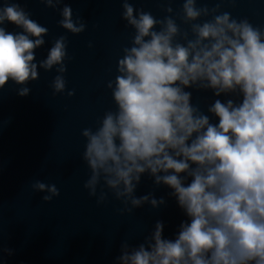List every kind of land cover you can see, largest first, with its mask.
I'll use <instances>...</instances> for the list:
<instances>
[{
  "label": "clouds",
  "instance_id": "obj_1",
  "mask_svg": "<svg viewBox=\"0 0 264 264\" xmlns=\"http://www.w3.org/2000/svg\"><path fill=\"white\" fill-rule=\"evenodd\" d=\"M41 2L59 11L57 23L67 32L86 30L87 22L63 0ZM172 2L161 0L166 15L157 18L122 0L121 19L134 31L117 75L106 82L115 109L98 118L95 130L81 131V158L90 170L83 187L97 205L111 193L124 206L121 214L166 204L153 192L135 195L146 174L170 189L185 217L172 238L157 220L142 243L122 241L115 264H264V25L221 11L238 0L211 7L182 0L176 11ZM48 31L17 0L0 4V89L12 82L17 95H29L39 67L57 73L52 95L65 93V61L72 59L67 36L56 37L46 57L36 60ZM186 89L212 91L211 115ZM30 187L46 193L44 202L60 194L39 179Z\"/></svg>",
  "mask_w": 264,
  "mask_h": 264
},
{
  "label": "water",
  "instance_id": "obj_2",
  "mask_svg": "<svg viewBox=\"0 0 264 264\" xmlns=\"http://www.w3.org/2000/svg\"><path fill=\"white\" fill-rule=\"evenodd\" d=\"M17 2L49 30L45 44L36 50V60L44 59L52 41L62 34L67 36L72 59L65 61V93L53 96L50 84L57 73L39 67V79L27 85L29 95H17L18 85L12 82L0 89V247L13 250L10 256L0 252V264H115L121 242L142 243L157 220L165 224L163 235L172 238L185 217L167 195L170 189L154 185L146 174L135 195L153 192L156 198L164 197L166 204L157 208L145 204L121 214L117 209L124 206L111 193L97 205L96 197L83 187L90 170L81 158L86 143L81 131L95 130L98 118L115 109L106 82L117 75V60L122 48L130 46L134 31L121 19L122 0H63L87 22L79 34L60 27L59 11L45 7L41 0ZM129 2L157 18L166 15L161 0ZM217 2L198 0L209 7ZM181 3L173 0L174 11ZM221 11L264 25V0H238L235 7L225 3ZM6 28L20 31L12 24ZM69 89L75 90L71 97L66 94ZM186 90L192 92V103L211 115L207 107L217 98L212 91ZM36 179L55 184L59 196L44 202L41 197L46 193L30 187Z\"/></svg>",
  "mask_w": 264,
  "mask_h": 264
}]
</instances>
